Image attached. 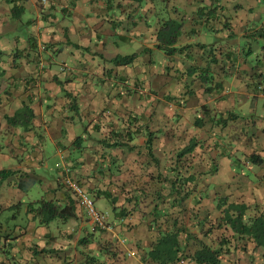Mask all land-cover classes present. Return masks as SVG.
I'll use <instances>...</instances> for the list:
<instances>
[{
  "label": "crops",
  "instance_id": "crops-1",
  "mask_svg": "<svg viewBox=\"0 0 264 264\" xmlns=\"http://www.w3.org/2000/svg\"><path fill=\"white\" fill-rule=\"evenodd\" d=\"M11 1L13 10L0 8V36L25 31L14 41L0 40V264H86L87 255L113 264H142L138 255L128 253L155 239L145 223L153 221L148 212L158 204L157 190L164 191L160 198L166 189L156 180L140 189L142 174L164 171L167 176L168 159L191 138L205 146L195 150L194 171L211 175L194 183L193 194L184 201L178 198L174 204L180 201V208H171L166 195L171 209L159 204L162 211L179 212V219L187 221L191 207L200 220H208L226 199L247 206V217L264 213V202L249 214L248 199L228 196L237 190L264 191V58L258 53L264 41L253 36L243 40L246 31H255L264 20V0L256 1L260 11L246 14L241 29L239 18L242 11H251L252 0H212L219 17L213 22L193 18L200 12L197 0L171 1L185 15L178 19L174 46L189 47L171 55L157 48V32L175 14L162 10L157 0ZM247 42L249 50H241ZM119 43L137 50L120 55L113 46ZM197 44L213 46L216 63ZM224 45L233 53L225 60L229 52ZM129 56V62H117ZM178 94L183 95L180 103L173 100ZM222 116L226 136L220 140V131L210 125ZM195 120L203 122L200 129ZM164 125L180 138L171 136L158 149L154 137L151 154L160 161H152L144 149L145 130ZM126 130L131 135L127 146L109 149V143L125 142ZM207 154L214 159L211 167H205ZM71 173L94 207L106 214V229L95 227L65 185ZM45 202L54 208H43ZM124 209H130L131 219L116 215ZM55 211L59 216L51 217ZM201 240L216 248L217 240ZM238 245L220 264H264L263 249ZM114 248L122 258L109 259L107 249ZM184 259L175 264H193Z\"/></svg>",
  "mask_w": 264,
  "mask_h": 264
},
{
  "label": "trees",
  "instance_id": "trees-1",
  "mask_svg": "<svg viewBox=\"0 0 264 264\" xmlns=\"http://www.w3.org/2000/svg\"><path fill=\"white\" fill-rule=\"evenodd\" d=\"M50 1V0H49ZM98 1V0H96ZM104 1L106 4H110L112 1L115 0H100ZM122 1H127V2H133L140 4L143 0H122ZM169 1L173 0H157L158 6L164 10V11H170V15L175 14V18L171 19L168 18L160 27V29L157 32V48L161 50L162 52L166 53L167 55L174 54L176 52L180 51H187L189 49L188 46H185L183 48H175V43L177 42L178 36L180 34V29H181V24L180 20L184 19V13L182 11L180 12L178 10L179 7H177L176 4L170 3ZM212 0H197L198 5V10H200L199 13H196V16L193 17L194 19L197 20H202L203 17L205 22H213L214 20H218L219 17L216 16V6L214 5ZM256 1L260 0H252L254 3V6L249 7L251 11H248L246 9L245 11H242L243 17L239 18L240 19V25H238V29L244 28L243 25L247 23L245 16L246 14H253L255 15L256 13V8L257 3ZM181 6V5H180ZM223 8V7H222ZM221 6L220 9L222 10ZM258 11L260 9L258 8ZM178 19H180L178 21ZM226 19V18H225ZM252 22H255L256 24L258 21L253 17ZM260 26L254 31L253 29L251 31H246L245 35L243 36L244 41L251 40L252 38L259 39L264 41V20H260ZM262 24V25H261ZM241 27V28H240ZM250 36L251 37L250 39ZM212 47L213 46H206V45H198L197 44V49L199 51H207L209 50L208 55L210 53L213 61L212 63H216V58L215 55L212 53ZM228 45H224L222 49H226ZM250 43L247 42V47L245 48L246 51L249 50ZM232 49L227 48V51L229 53H225L223 60L226 58H230L231 55L227 54H233ZM242 50V49H241ZM218 52L221 53L220 50H217ZM258 53H260L261 57L260 59L264 58V46L261 45L258 49ZM222 55V54H221ZM133 56L125 57L122 59H119L117 61V58L115 59L118 63H127L129 62ZM233 72L232 74L235 75H240L237 73L239 69H232ZM220 71L223 74H226L225 70L223 68H220ZM251 80L253 79L252 77L250 78ZM206 79H204L205 81ZM206 91H211V87H205ZM191 90V89H190ZM180 97H183L182 94H178V96L173 99L177 103H180L181 99ZM206 112L210 113V110L205 109ZM209 115V114H208ZM231 115H229L230 117ZM220 123H215V125H210V129L213 130H218L220 132L217 133L218 139L219 137L220 140H223L226 135L225 134V125H222L223 122H226V118L222 116L219 118ZM203 122L195 120V125L194 127L197 129H200L203 125H201ZM175 129L170 128L169 130L166 129L165 125L162 128H158L156 130L152 129H146L145 130V137H146V148L150 156V159L152 161H160L158 157H153L151 154V150L153 149L152 143L154 137L159 139L160 142L157 141V148L158 149H164L165 141L170 138L171 136L174 139H179L180 135L177 133H174ZM124 143H109L107 144V147L109 149H114L117 147L121 146H127V142H129V138L131 137L130 131L126 130L124 132ZM130 137L128 138L127 136ZM156 138V139H157ZM157 139V140H158ZM219 140V141H220ZM229 140L225 144L226 146H229ZM152 147V148H151ZM216 147V145H215ZM139 148V147H137ZM205 146H200L196 138H191L188 145L179 147L177 148V153L175 156L172 157L169 160V163L167 165V176H163V172L158 173L155 176V173L146 171L145 173L142 174V185H140V189L150 183L151 181H155L160 183L161 185H164L166 187L165 189V194L162 195V197L159 198V195L161 192L159 189L157 190L158 192V198L157 202L158 204L155 205L152 210L149 213V215L152 217L153 221L151 220L150 222H147L148 228H152V231L156 233L155 239L147 246L146 248L144 247H139V244L135 245L133 247V252L134 255H138L140 262L142 264H175L177 261L181 260V256L186 262V259L189 258L190 261L193 262V264H220L221 263V257L223 255H227L231 253V251H234L236 249H240L238 244L240 243L243 247L247 246V243H250L253 245V249H263L264 250V213H258L257 215L253 217H247L246 211H247V206L244 204H238V203H227L226 199L221 200L219 204L216 205V216H211L209 217L208 220H200L198 217V214L194 212L193 208H189V215L187 221H185V216H183L182 219H179V212H177L178 215H173L171 213H164L162 209L166 210L169 208L168 201H166V195H169V197L172 199L171 202V208L177 206L180 208L181 204L180 201L178 204H174L177 202L178 198H182L184 201L186 198L191 196L194 191V187L192 186L194 183L199 182V181H206L208 180V177L211 175V173H205L204 170L195 172V150L196 151H201L200 149H204ZM215 149V148H213ZM165 157V155H163ZM207 157L205 162L206 165H210V167L214 163V159H212L210 156ZM184 159V160H183ZM255 160V159H254ZM193 164V166H192ZM195 165V166H194ZM159 166V164H158ZM205 169V168H202ZM148 170V169H146ZM70 174V172H69ZM73 180H75V183H77L79 186L83 188L81 183H79L73 176L72 173L70 175ZM84 190V188H83ZM84 192L88 194L87 190L85 189ZM141 194L143 191H140ZM150 197L147 196H142L140 200L142 202L138 207L141 208L142 204L147 202V200ZM159 204L163 207L162 209L159 207ZM174 204V205H172ZM225 206V208H223ZM44 207H49V208H54L51 204L49 203H43V208ZM170 208V209H171ZM184 208V205H183ZM168 209V210H170ZM115 210V209H114ZM167 210V211H168ZM184 210V209H183ZM218 210V212H217ZM116 215H119V219H131V211L130 209H124L121 212L116 213ZM173 215V216H171ZM220 215V216H219ZM59 214L55 211L52 213L51 217H57ZM161 216V217H160ZM159 217V218H158ZM162 218V219H161ZM208 218V215H207ZM49 219H46L47 221ZM106 220V216H105ZM130 226H132L131 223H128ZM219 237H217V232H220ZM202 238H209V242H216V248H213L212 246H209L205 244L202 240ZM125 240L126 237H125ZM239 241V243H238ZM113 244V243H111ZM146 249V250H145ZM190 251L189 253H186V251ZM109 259H115V258H122L121 252L119 249H107ZM123 257H125L123 255ZM263 257H264V252H263ZM85 263L86 264H113V263H108L106 260H100L99 257L96 256H89L87 255L85 258ZM187 263H189L187 261Z\"/></svg>",
  "mask_w": 264,
  "mask_h": 264
},
{
  "label": "rangeland",
  "instance_id": "rangeland-1",
  "mask_svg": "<svg viewBox=\"0 0 264 264\" xmlns=\"http://www.w3.org/2000/svg\"><path fill=\"white\" fill-rule=\"evenodd\" d=\"M0 8L2 9H8V10H13V3L10 0H0ZM26 15V13L24 14ZM10 23L12 24L13 21H10ZM5 24L8 25V20L6 19ZM1 25V23H0ZM25 31V29L22 28H18V31L14 30L12 34H4L2 36H0V40L1 38L6 39V41H14L15 37L17 36H21V34ZM114 46V51L117 50V52L120 55H132L136 52L137 47L136 46H131V45H124L122 43H119L118 45H113ZM118 46V49H117ZM247 47V44H243L241 45V49H245ZM242 167L239 168V171L241 170ZM257 169H259L258 167H256ZM242 170H244L243 172L246 171V169H244V167L242 168ZM261 170L264 172V165L262 166ZM38 190L36 189L35 192H37ZM221 196H224L223 193H221ZM229 197H232V199L234 198H244V199H248L249 202L248 204L250 205V210L248 211L249 214H253L255 211L254 209H258V205H261L264 202V191L262 189H245L244 191H234L231 192L229 195ZM20 220V216L17 218V221ZM16 224V223H15ZM18 224V223H17ZM37 225L39 226V223L37 222ZM123 264H127V262L124 260Z\"/></svg>",
  "mask_w": 264,
  "mask_h": 264
},
{
  "label": "built area",
  "instance_id": "built-area-1",
  "mask_svg": "<svg viewBox=\"0 0 264 264\" xmlns=\"http://www.w3.org/2000/svg\"><path fill=\"white\" fill-rule=\"evenodd\" d=\"M47 0H40L41 5H46ZM65 185L71 190V192L78 198L79 204L86 210L88 217L91 222L101 229H105V215L99 213L94 207L93 200L84 190L75 183L74 180L66 178L64 181ZM128 256H134L133 252L128 253Z\"/></svg>",
  "mask_w": 264,
  "mask_h": 264
},
{
  "label": "clouds",
  "instance_id": "clouds-1",
  "mask_svg": "<svg viewBox=\"0 0 264 264\" xmlns=\"http://www.w3.org/2000/svg\"><path fill=\"white\" fill-rule=\"evenodd\" d=\"M47 2L49 3V0H47ZM48 3H47V4H48ZM47 4H46V5H47ZM80 187H81V186H80ZM81 188H82V187H81ZM82 189H83V188H82ZM90 198H91V197H90ZM91 199H92V198H91ZM93 204H94V201H93ZM96 210H97V209H96ZM97 211H98V210H97ZM98 212H99V211H98ZM99 213H100V212H99ZM102 214H104V215L106 216L105 213H102ZM105 225H106V220H105ZM95 227H96V226H95ZM97 228H99V227H97ZM106 228H107V225H106ZM106 228H105V229H106ZM99 229H101V228H99Z\"/></svg>",
  "mask_w": 264,
  "mask_h": 264
}]
</instances>
